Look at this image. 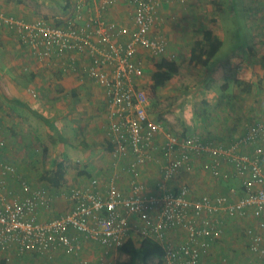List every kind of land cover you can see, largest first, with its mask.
I'll use <instances>...</instances> for the list:
<instances>
[{
    "label": "crops",
    "instance_id": "1",
    "mask_svg": "<svg viewBox=\"0 0 264 264\" xmlns=\"http://www.w3.org/2000/svg\"><path fill=\"white\" fill-rule=\"evenodd\" d=\"M102 2L0 0V10L23 23L42 19L51 25L74 22L83 26L89 18H101L108 23L115 22L123 29L122 32L116 30L114 43L127 42L134 31L131 21L134 6L116 0L113 5L102 8ZM157 14L159 20L154 33L168 38V53L175 54L177 72L153 93L151 76L156 70L154 64L160 59L153 58L148 49L139 47L133 60L143 72L131 82L150 89L149 110L163 129L179 136L196 134L226 147L243 135L249 125L263 121L264 0H164ZM16 29L0 24V137H5L6 143L1 150L3 158L15 164L18 171L30 180L27 169L18 163L29 162L31 167L35 159L26 141L36 135V129L38 132L46 130L40 122L32 129L22 128L21 121L29 114L41 118L42 113L51 116L52 119H45L43 125L50 129L48 134H57L59 142L52 143L47 134L42 140L50 147L60 148L51 163L44 164V171L40 170V175L36 176L47 185L45 187L52 198L51 209L43 212L45 218L63 212L71 188L85 185L92 177L98 178V187L103 189L112 173H119L122 176L117 184L127 192L129 174L121 169L122 160L112 155L113 147L107 140L109 118L104 89L85 76L80 66L82 56L66 52L55 58L36 57L19 43ZM203 31H210L221 42L206 66L189 61L191 46L195 40L202 39ZM53 60H56L55 64ZM179 70L183 72L180 74ZM181 83L189 85L183 90ZM59 125L61 131L70 132L68 137L58 134ZM27 132L30 137L24 134ZM37 137L41 140L39 134L34 138ZM157 139L161 142V135ZM242 151L253 153L249 146L242 147ZM69 158L79 164L73 168L65 166L59 184L52 186L43 179L46 172L55 174L57 162ZM208 161L209 158L203 156L194 166L183 168L171 181V186L176 189L186 183L197 196L230 194V189H234V197L242 194L241 184L231 175L228 164L221 162V173L214 177L203 166ZM261 164L264 166V155ZM142 178L153 190L160 179L157 165L146 166ZM33 183L37 184L36 181ZM246 225H255L254 219L249 216L243 220H226L223 241L212 249L206 264H218L223 255L228 257L230 264L243 259L246 252L238 226ZM133 240L138 242L135 238ZM83 244L81 254L92 264H114V255L124 254L118 247L106 251L93 241H84ZM153 259L158 261V258ZM136 260L132 262L130 259L129 264ZM151 260L148 263L154 264ZM0 264L78 263L59 249L52 254L51 251L48 254L47 251L45 254L13 252L7 256L0 253Z\"/></svg>",
    "mask_w": 264,
    "mask_h": 264
},
{
    "label": "built area",
    "instance_id": "2",
    "mask_svg": "<svg viewBox=\"0 0 264 264\" xmlns=\"http://www.w3.org/2000/svg\"><path fill=\"white\" fill-rule=\"evenodd\" d=\"M124 1L134 6V31L125 43L113 41L116 30L123 29L101 18H89L83 26L51 25L42 19L23 23L0 10V24L15 26L17 40L34 56L49 59L66 52L82 56L85 76L104 89L112 155L122 160L121 169L129 174L127 192L117 184L119 173H112L103 189L92 177L71 188L63 212L45 218L43 212L52 205L49 189L34 186L3 158L6 143L0 137V253L52 254L61 249L78 264H92L81 254L84 241L108 251L128 238H146L161 247L162 264H206L212 249L223 241L226 220L250 216L255 225L238 226L246 255L233 264H264V120L249 125L226 147L196 134L179 136L163 129L149 112L148 92L131 79L143 72L133 60L139 47L148 49L153 58H175L168 53L166 35L154 33L164 0ZM115 2L103 0L101 7ZM244 146L253 153H244ZM203 156L209 158L204 168L214 177L221 173V162L228 164L242 194L234 197L230 189V194L197 196L186 183L174 189V177ZM150 164L157 165L160 178L153 190L142 178V170ZM218 264H230L228 257H220Z\"/></svg>",
    "mask_w": 264,
    "mask_h": 264
},
{
    "label": "trees",
    "instance_id": "3",
    "mask_svg": "<svg viewBox=\"0 0 264 264\" xmlns=\"http://www.w3.org/2000/svg\"><path fill=\"white\" fill-rule=\"evenodd\" d=\"M220 40L214 36L210 31H203V37L200 40H195L190 49L189 61L194 64H200L206 66L211 57L220 48ZM156 70L152 74L151 90L154 93L157 87L164 85V83L170 80L177 72V64L174 60L161 59L159 62L154 64ZM58 172L55 174L46 172L43 175V179L56 186L60 182V176L62 177L63 170L61 165H58ZM118 250L128 255L131 261L139 259L143 264H149L148 261L151 258H158V261L154 264H162L161 247L150 239H139L135 242L133 239L128 238L125 243L118 247Z\"/></svg>",
    "mask_w": 264,
    "mask_h": 264
},
{
    "label": "rangeland",
    "instance_id": "4",
    "mask_svg": "<svg viewBox=\"0 0 264 264\" xmlns=\"http://www.w3.org/2000/svg\"><path fill=\"white\" fill-rule=\"evenodd\" d=\"M182 72L183 71L181 70L180 74ZM188 85L189 84L183 85V83H181L180 87L184 90L185 89L184 87H187ZM145 89L148 92L149 98H151L150 89H148V88H145ZM150 111L151 110H149V112ZM39 117L40 116H37L36 114H29L28 116L27 115L24 116L23 117V121H21L22 128L24 127V128L32 129L31 127H35V125L40 122V124L44 127V129L46 131L38 132V129H36L37 131L35 130L36 131L35 132L36 135L39 134L41 136V140L38 137L34 138L36 135L30 137L28 132L24 133V134H27L30 137L29 141H26V142H27V144L29 143V149L32 150V155L31 156L35 159V161H33V164L31 165V167H30L29 162H21L20 164L18 163V165H20V167H22L23 169H27L26 173H27L28 177L30 178V180H32V183L35 182V181L37 182V184L33 183L34 186L40 185L41 187H45L47 185L43 184V181H41L40 178L38 179L36 176L40 175V173H39V172H41L40 170L44 171V168H43L44 164L51 163L55 153L57 154V151H58L59 147H57V148L55 146L50 147L49 145H46L45 142L42 139L45 137L44 134H47L49 136V138H50V141L52 143L53 142L57 143V142H59V140H58L57 134H55L54 132L51 133V135L48 134L50 129H47L46 126L43 125L45 119H52L51 116L44 115V114L41 113V118H39ZM59 126H60V130H59L58 134H60L61 137H63V138L68 137L70 135L69 134L70 132H67L65 130L61 131L62 127H61V125H59ZM16 162H18V161H16ZM77 164H79V162L69 158V159L63 161L62 163L61 162H57L55 169L58 172L59 171L58 170V165H61V169L64 171L65 166L73 168V167H76ZM43 175H45V174H43ZM60 179H62L61 176H60ZM38 182H40V183H38ZM156 260L152 258L151 263L156 262ZM113 261L115 262L114 264H129L130 263V258H129V256H126L124 254H116V255H114ZM134 264H143V263L140 262V260L138 259V260H136V262Z\"/></svg>",
    "mask_w": 264,
    "mask_h": 264
}]
</instances>
